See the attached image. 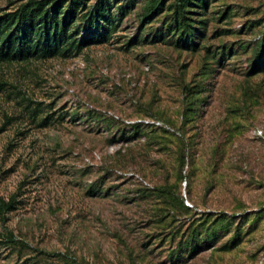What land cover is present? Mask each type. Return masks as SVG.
I'll return each instance as SVG.
<instances>
[{"label": "rangeland", "instance_id": "374dc122", "mask_svg": "<svg viewBox=\"0 0 264 264\" xmlns=\"http://www.w3.org/2000/svg\"><path fill=\"white\" fill-rule=\"evenodd\" d=\"M81 15L0 63V264H264V0Z\"/></svg>", "mask_w": 264, "mask_h": 264}, {"label": "trees", "instance_id": "16d2710c", "mask_svg": "<svg viewBox=\"0 0 264 264\" xmlns=\"http://www.w3.org/2000/svg\"><path fill=\"white\" fill-rule=\"evenodd\" d=\"M90 0H29L15 11L0 15V63L26 62L65 56L78 49L76 25ZM184 0H175L182 5ZM103 4L97 2L89 11L87 21L102 17ZM74 25L75 31L71 32ZM15 209L13 201L0 204V215ZM7 242H13L12 233Z\"/></svg>", "mask_w": 264, "mask_h": 264}, {"label": "built area", "instance_id": "2783aa9c", "mask_svg": "<svg viewBox=\"0 0 264 264\" xmlns=\"http://www.w3.org/2000/svg\"><path fill=\"white\" fill-rule=\"evenodd\" d=\"M146 123H148V122H146ZM151 123L154 124V125H161L160 122H151Z\"/></svg>", "mask_w": 264, "mask_h": 264}]
</instances>
